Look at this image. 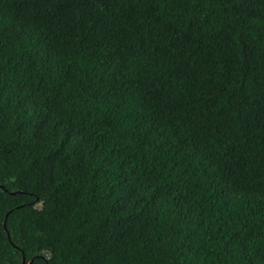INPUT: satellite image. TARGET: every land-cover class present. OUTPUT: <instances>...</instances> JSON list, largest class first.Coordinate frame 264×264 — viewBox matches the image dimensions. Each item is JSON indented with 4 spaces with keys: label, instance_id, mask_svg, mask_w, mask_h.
I'll return each mask as SVG.
<instances>
[{
    "label": "trees",
    "instance_id": "16d2710c",
    "mask_svg": "<svg viewBox=\"0 0 264 264\" xmlns=\"http://www.w3.org/2000/svg\"><path fill=\"white\" fill-rule=\"evenodd\" d=\"M24 255L264 264V0H0V264Z\"/></svg>",
    "mask_w": 264,
    "mask_h": 264
},
{
    "label": "water",
    "instance_id": "95a60500",
    "mask_svg": "<svg viewBox=\"0 0 264 264\" xmlns=\"http://www.w3.org/2000/svg\"><path fill=\"white\" fill-rule=\"evenodd\" d=\"M1 188H4V186H1ZM11 212H12V211H9V212L7 213V215H6V221H5V223H4V227H5L6 231L8 232L9 238H10V232H9V230H8V226H7V218L9 217V215H10ZM32 262H33V260H31L30 262H27L26 256L24 255V263H25V264H32Z\"/></svg>",
    "mask_w": 264,
    "mask_h": 264
}]
</instances>
